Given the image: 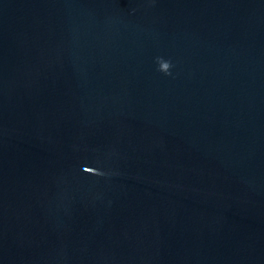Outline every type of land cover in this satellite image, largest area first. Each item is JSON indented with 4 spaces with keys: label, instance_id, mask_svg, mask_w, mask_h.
Instances as JSON below:
<instances>
[{
    "label": "water",
    "instance_id": "obj_1",
    "mask_svg": "<svg viewBox=\"0 0 264 264\" xmlns=\"http://www.w3.org/2000/svg\"><path fill=\"white\" fill-rule=\"evenodd\" d=\"M0 264H264V0H0Z\"/></svg>",
    "mask_w": 264,
    "mask_h": 264
},
{
    "label": "clouds",
    "instance_id": "obj_2",
    "mask_svg": "<svg viewBox=\"0 0 264 264\" xmlns=\"http://www.w3.org/2000/svg\"><path fill=\"white\" fill-rule=\"evenodd\" d=\"M157 62L159 70L167 73L170 67V63L162 58H157Z\"/></svg>",
    "mask_w": 264,
    "mask_h": 264
}]
</instances>
